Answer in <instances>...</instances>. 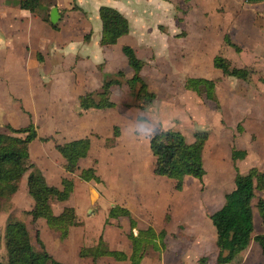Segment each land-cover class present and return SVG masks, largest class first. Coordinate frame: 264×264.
<instances>
[{"label": "rangeland", "instance_id": "obj_1", "mask_svg": "<svg viewBox=\"0 0 264 264\" xmlns=\"http://www.w3.org/2000/svg\"><path fill=\"white\" fill-rule=\"evenodd\" d=\"M166 1L176 8L175 19H178L177 21L183 22L184 18L187 19L186 24L190 30L179 24L177 34H181L178 35L174 45H180V51L170 52L171 58L165 59L158 65L151 62L145 68L144 79L147 82L148 91L154 95L153 101L139 114L138 111L130 110L140 102L134 99L132 90L129 91L130 86L127 81L119 88L121 93L116 90L114 95L116 102L122 108L116 109L111 118L119 123L108 127L107 130L100 129L101 131L97 132L93 130L90 134L91 137H95L91 159L101 152L105 153L100 170L102 182L99 184L80 183L70 201L76 206L79 217L89 220L84 226L94 236L88 242H79L78 231L75 228L71 232V238L62 243L58 241L55 234L46 229L43 221L32 222L31 217L26 214L32 203L26 193L24 177L19 184L15 198L13 197L11 201L10 210L0 212L1 239L5 223L11 217L25 223L36 247V234L38 233L46 251L54 259L71 264H91L77 261L76 253L79 244L87 246L95 242L96 232L105 228V216L112 204L128 205L134 211L141 212L144 208L150 210L151 220L146 224L153 225L157 232L169 224L168 229L172 231L170 235L172 244L169 245L168 250L170 256L173 253L179 255L182 252L181 255L185 256V262L188 264H215L217 254L215 232L209 216L223 205L224 194L232 190L234 167H237L240 173H245L252 167H261L259 169L264 170V86L258 81V77H264V75L252 66V52L245 51L236 56L233 50L227 47L219 48L218 38L221 34L217 28L221 23L222 14L220 12L224 10L222 7H216V12L198 13L195 18L190 16L186 18L184 9L187 5L183 0ZM3 3H0V6H18L17 0H3ZM37 13L43 15L41 12ZM168 19L161 12L152 10L149 21L167 23ZM201 29L202 32L207 30L211 37L214 33L216 36H213V40L205 42L203 35H194L193 38L199 43L194 52L191 50L189 39L192 38L194 32H201ZM183 30L188 31V38L186 31ZM149 39L159 44L156 38L149 36ZM18 44L21 45V42ZM194 55L197 59L193 58ZM213 55H225L234 66L255 70H252L249 82L242 83L224 77L221 72L217 75L212 74V71L219 72L210 66ZM151 61L154 62V59ZM127 68L128 71L131 70ZM106 76L104 75L103 78ZM198 76L214 77L218 80L217 103L207 100L204 95L198 96L184 89L183 84L187 77ZM5 94L6 91L0 89L1 105L9 102V106L13 105L14 109L22 106V100L13 98L11 94L5 96L7 99L3 101L2 96ZM58 100L36 99L35 105L39 111L31 115L26 113L22 107L20 108L25 114L21 118L26 119L29 116L30 122L40 129L37 133L43 138H50L49 143L42 141L35 143L32 149L33 160L42 166L46 164L45 158L50 157L49 152L55 142H64L81 135L80 131L73 130L71 124L68 126L63 124V127L59 125L63 117L61 113H58V116H51L44 112L43 108L48 106L45 104L55 103ZM9 112H11L10 107L6 115H0V132L7 131L6 124L20 126V118L16 115L8 117ZM75 114L78 117H92L89 113L79 115L76 112ZM74 117L75 115L72 114L70 120ZM10 118H12V124ZM51 122H56L54 128ZM114 127L117 128L113 131ZM116 129L118 138L115 139L113 133ZM167 129L180 132L188 143L194 140L195 133H207L203 150L206 173L201 180L186 177L180 192L174 190L171 180L156 177L152 172L153 158L149 152V140L157 132ZM105 136L112 137L110 140L112 142L115 139L111 147L113 150L108 147L111 142ZM46 145H48L46 155L42 153L41 148H36ZM234 149L246 151V157L234 163L231 160V153ZM255 203L256 200L253 201V205ZM52 208L55 212L59 210L56 203L52 204ZM253 214L256 234L262 230L263 224L255 207ZM110 227L114 232L109 231ZM122 227L125 230L120 233L119 230H122ZM106 230L107 239L117 244V240L122 239L119 234L124 233L125 236L127 228L124 222L119 220L106 224ZM88 238L87 236L86 239ZM124 242H127L126 238ZM5 258V250L1 242L0 261L5 262ZM203 259L205 262L201 261Z\"/></svg>", "mask_w": 264, "mask_h": 264}, {"label": "crops", "instance_id": "obj_2", "mask_svg": "<svg viewBox=\"0 0 264 264\" xmlns=\"http://www.w3.org/2000/svg\"><path fill=\"white\" fill-rule=\"evenodd\" d=\"M183 1L187 5V7L184 9L186 18L187 16L195 18L198 13L206 14L211 11L216 12V7H222L224 10L220 12L222 14V17L220 18L221 23L219 22L220 27L217 28L221 34L220 38H218L219 48L224 49V47H227L233 50L236 56L243 54L245 51L252 52V66L256 71H259L264 75V0ZM0 3L4 4L3 0H0ZM53 7L58 10L59 15V19L56 24H50V21L47 23L43 20L44 17L48 16L49 18L50 10ZM101 7L115 9L128 21L129 33L121 37L115 45H100L102 27L101 21L99 19V9ZM152 10L161 12L163 16L169 18L167 20L168 22L165 23V21H162L161 23H157L155 20L150 22L149 18L151 17ZM39 12H41L43 15L22 10L20 9L19 5L9 7H5L3 5L0 6V89L6 91V94L2 96L3 101L7 99L5 96H9L11 94L13 98L18 99L19 101L22 100L21 107L26 113L30 115L39 111V108L37 105H35L36 99H59L55 103L51 102L50 104H45L48 106L43 108L44 112L48 115L50 114L51 116H58V113H61L63 117L61 118L62 122H60V126L63 127V124H66L67 126L71 124L70 126L73 127L74 131L81 132V135L72 137L67 141L55 142L52 150L49 152L50 157H46L44 160L46 163L44 166L36 163L32 158L33 146L35 143L41 142L40 138H43L39 135V133H37L38 138L29 144L28 151L31 161L37 165L36 167L43 173L44 178L49 186L60 188L61 180L63 178L72 180L74 186L69 198L63 202L52 201L50 206L55 215L60 214L64 208H73L75 211L76 220L80 225L71 227L69 229L67 238L62 241L59 239V235L56 232L50 230L47 227L43 219H38L35 222L43 221L46 229L55 234L58 241L62 243L71 238V232L75 228L78 231L77 233L79 235V242H88L90 238L94 236V234H91V231L86 230L84 226L88 224L89 220L87 221L85 218L79 217L76 206L72 204L70 200L76 192V187L80 183L99 184L94 181L85 182L80 180L79 175L82 170L92 168L95 172V175L102 182L100 170L105 153L101 152L97 157L91 159L92 145L95 141V137H91L92 135L90 134H92L93 130L96 132L107 130L108 127H112L116 123H119L114 118H111L116 109L122 108L121 105L116 102L114 95L117 91L121 93L119 88H121L122 85H125V83L133 76V71H128L127 67L129 66L126 58L122 54L121 48L123 46L131 47L134 50L136 56L144 62V66L140 71V75L147 85V82L144 79L145 68H147L148 64L151 62L154 63V65H158L161 64V62L165 59L171 58L169 55L170 52L176 53L177 51H180V45H174V42H176L178 39V35L181 34H177V28L179 27V24L187 27V29H189V27L186 24L187 19L184 18L183 22H181V20H179V22L177 21L178 19H175L177 15L176 8L166 0H42ZM183 31H186V37L188 38V31ZM196 34L200 36L203 35L205 42L213 40V36H216V33H214V35L211 37L207 30L202 32V29L201 32H194L192 38L189 39L191 50L193 51L196 50V45H199L197 42L198 40L196 41L193 38ZM149 36L156 38V41H159L160 45L150 41ZM225 36H228L231 43L240 49L239 52H236L232 47L226 45L224 42ZM18 42H21V45H19ZM216 56H221L230 61V59L225 55H213L210 60V66H212L214 70H218L213 67V59ZM151 58L154 59V62L151 61ZM193 58L197 59V56L195 57L194 55ZM231 65L235 68H246L250 70L248 67H236L232 63ZM118 72L123 74V78L121 86H115L111 89L110 100L115 105L113 108L103 110H83L80 108L78 103L79 97L84 96L87 93L99 91L104 75L112 76ZM220 72L221 71H212V74L217 75V73ZM187 78H203L215 81L217 96L218 80L214 77L198 76ZM237 81L247 83L240 80ZM262 85L264 86V84ZM138 105L134 106L135 108L130 110L138 111L139 114L146 109L145 108L142 110L138 107ZM9 107L11 112H9L10 114L8 117L10 115H16L17 118H20L19 121L21 123L20 126H15L12 124V118H10V123L14 125V127L10 124L6 125H9L15 129H19L32 123L30 122L31 120L28 119L29 116H27V114L26 119L23 117L21 118L22 115H25L20 109L21 107L14 109L13 105L9 106V102L3 105L0 104V115H6V113H8ZM76 112L77 114L79 113V115H84L85 113L90 114L92 112L90 114L92 117H78L75 114ZM72 114L75 115V117L74 119L70 120ZM99 118L100 121H98ZM55 123L56 122L50 123L52 124V128H54ZM33 125L36 129V132L40 130L35 126V124ZM115 128L117 127H114L113 131ZM67 129L69 128L67 127ZM6 132L7 131L0 133ZM113 136L115 139L118 138V135L115 136L114 133ZM84 138L89 140V150L87 156L78 161V170L74 174L70 175L65 172L63 168L64 160L56 151L55 145H60L69 141ZM106 138L109 139V141L112 139V137L109 138L108 136ZM115 139L113 142L110 141L111 143L108 146L109 148L113 146ZM45 143H49V140L45 141ZM36 148H41V151L44 155H46L48 152V145ZM111 149L113 150V148ZM259 168L257 169L260 170ZM260 171L264 172V170ZM263 193L264 192H257L256 198L254 200H256V202L258 199L264 200ZM13 197L15 198V195ZM30 201L32 203L30 207L31 210L33 207V201L32 199ZM53 203H56L59 206V210L56 212L52 208ZM114 206L120 205L112 204L110 209ZM120 207L128 210L132 220L135 222V228H130L129 219L126 217H119L117 219L108 218L110 211L109 209L104 220L105 228L104 230L100 229V231L96 232V238L94 239L95 242L87 246H83L81 243L79 244L76 253L77 261L80 263L84 261V263L91 264H131L129 259L117 261L112 257H102L94 263L89 258H80L79 252L83 247L95 246L101 237L107 244L110 251L122 252L127 258H129L132 252L131 242L128 239L129 232L132 231V234L136 236L138 230H146L151 228L156 235H158L161 231H165V236L162 240L164 247H161L160 251L151 249L145 252L139 264H188L185 262V256L181 255L182 252H180L179 255L173 253L172 256H170V253L168 252L170 248L169 245L172 244V240L170 238L172 231L168 229L169 224L166 225L164 229L157 232L153 225L146 224L148 222L150 223L151 220V212H149L150 210L144 208L141 210V212H139L134 211L128 205H123ZM119 220L124 222V226L127 228V231L125 232V236L124 233L119 234L120 237L122 236V239L117 240V245L116 243H111L110 240L107 239L106 224H111ZM83 226L84 228L81 229ZM123 230H125V228L122 227V230H119V232L121 233ZM85 231H87L86 234H84ZM109 231L114 232L111 227ZM255 231L256 230L254 226V230L252 232L253 234L251 235V240L248 247L229 264H264V257L261 254L260 248L253 241L254 236L258 234H264V224L262 225V230L260 232L255 234ZM87 236L89 237L88 239H86ZM125 238L127 242H124ZM156 242L159 244V240H156ZM216 257L215 264H217ZM59 262L71 264L62 260ZM203 262H205V260Z\"/></svg>", "mask_w": 264, "mask_h": 264}, {"label": "trees", "instance_id": "obj_3", "mask_svg": "<svg viewBox=\"0 0 264 264\" xmlns=\"http://www.w3.org/2000/svg\"><path fill=\"white\" fill-rule=\"evenodd\" d=\"M17 2L20 9L30 13L39 12L42 4V0H17ZM99 19L102 27L100 39L102 46L115 45L121 37L129 33L127 19L115 9L101 7ZM43 20L49 23L48 16ZM224 42L236 52L240 51L231 43L228 36H225ZM121 51L133 71V76L128 81L130 90L133 92L134 99L140 102L138 107L144 110L154 99L153 93L148 91L140 75L144 62L129 46H123ZM213 67L226 77L244 82H248L253 73L246 68L232 67L230 61L221 56L213 59ZM122 78L121 72L112 76L107 75L103 78L99 91L87 93L78 98L80 108L83 110L113 108L115 105L110 100L111 89L121 86ZM258 80L264 84L263 77H258ZM183 86L185 90L198 96L204 95L207 100L217 103L215 81L186 78ZM5 129L6 133H0V212L10 210L11 200L18 191L21 180L25 177L27 194L33 201V207L26 214L33 222L43 219L47 227L59 235L60 240H65L69 229L80 225L76 220L75 211L73 208H64L60 214L55 215L50 203L52 201L63 202L69 198L74 186L72 180L63 178L60 188L47 184L43 173L31 161L28 151L29 144L38 138L32 123L19 129L6 125ZM117 132L116 129L115 136L118 135ZM40 140L45 142L49 138H40ZM206 140V132L195 133L191 143H188L180 132L172 129L157 132L149 140V151L154 158L153 174L171 180L176 192L182 190L186 177L201 180L205 175L202 155ZM55 149L64 160L65 172L72 175L78 170V161L87 156L89 140L84 138L69 141L55 145ZM246 155V151L234 149L231 153V160L236 163L238 160H243ZM234 170L233 189L224 194L223 205L209 216L215 232L217 264L231 263L248 247L254 230L253 207L256 208L261 223L264 224V200L258 199L255 205L252 204L256 193L264 192V172L255 167L250 168L246 173H240L237 167H234ZM79 178L85 182H101L92 168L82 170ZM119 217L128 218L130 228H135V222L127 209L120 206L112 207L108 218L117 219ZM164 236L165 231L156 235L151 228L138 230L136 236L130 231L128 239L131 242L132 252L129 258L122 252L110 251L100 237L95 246L83 247L79 252V257L89 258L94 263L102 257H112L117 261L129 259L131 264H139L145 252L151 249L160 251L161 247H164L162 243ZM156 240H159V244ZM253 241L258 245L264 257V234L254 236ZM1 242H3L6 258L5 262L0 261V264H64L55 260L46 251L38 233L36 234V247L25 223L20 220L11 217L7 219L3 238H0V248Z\"/></svg>", "mask_w": 264, "mask_h": 264}, {"label": "water", "instance_id": "obj_4", "mask_svg": "<svg viewBox=\"0 0 264 264\" xmlns=\"http://www.w3.org/2000/svg\"><path fill=\"white\" fill-rule=\"evenodd\" d=\"M58 19H59L58 10L55 7H53L50 10L49 21L51 24H56Z\"/></svg>", "mask_w": 264, "mask_h": 264}]
</instances>
